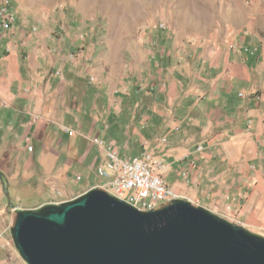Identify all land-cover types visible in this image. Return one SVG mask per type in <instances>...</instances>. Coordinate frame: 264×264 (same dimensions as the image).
Segmentation results:
<instances>
[{
	"label": "rangeland",
	"instance_id": "obj_1",
	"mask_svg": "<svg viewBox=\"0 0 264 264\" xmlns=\"http://www.w3.org/2000/svg\"><path fill=\"white\" fill-rule=\"evenodd\" d=\"M10 3L26 26V38H38V18L51 25L50 32L39 41L43 49L32 71L20 70L22 88L12 87L11 94L15 97L8 102L10 107L1 108L0 100V171L9 183L8 196L0 184V264H25L10 236L14 209L58 204L96 187L101 182L96 174L100 157L92 140H106L103 134L108 135L109 131L110 137L121 138L123 142L116 145L120 156L139 155L142 149L134 145L137 143L132 130L142 121L139 131L146 132L152 118V99L159 93V87L151 82L155 68L150 60L161 64L160 74L163 72L165 76L163 52L173 56L178 48L194 43L218 47L231 33L236 40L259 43L261 51L264 0H10ZM79 28L88 34L83 40L79 39ZM246 33L249 34L244 38ZM25 52L20 53V58L32 59L31 51ZM72 54L77 58L69 61ZM48 56L58 60L56 64L46 66ZM158 56L160 59L156 61ZM26 89L32 93L28 98H25ZM167 89H163L165 95ZM119 98L124 100L125 107L134 109L131 114L124 112ZM118 104L122 112L115 110ZM33 118L37 119L36 123ZM152 119L150 128L154 126L150 134L140 138L151 145L149 152L163 161L166 182L174 187L183 182L176 177L177 170L185 168L184 164L174 162L175 158L184 149L211 141L214 134L202 137L193 132L194 122L200 121L201 126L208 122L200 118L192 121L194 127L187 125L189 134L184 140L172 144L186 126H167L163 124L164 117ZM246 120L241 116L240 128L244 133ZM126 125L127 132L120 130ZM172 126L180 129V133H171L167 138ZM64 128L73 129L75 134L66 137ZM163 138L166 145L153 150V144ZM211 147L205 153L215 165L213 172L207 178L198 170L194 177L189 173L190 185L181 188V194L192 200L205 195L206 198L196 203L226 218V205L224 208L215 205L223 202L225 195L233 194L230 188H219L222 182L227 185L222 175L227 176L229 171L226 165H219L224 155ZM174 148L178 151H173ZM206 171L203 166L202 172Z\"/></svg>",
	"mask_w": 264,
	"mask_h": 264
},
{
	"label": "crops",
	"instance_id": "obj_2",
	"mask_svg": "<svg viewBox=\"0 0 264 264\" xmlns=\"http://www.w3.org/2000/svg\"><path fill=\"white\" fill-rule=\"evenodd\" d=\"M1 2L2 0H0ZM12 9L15 12L13 6ZM36 22L39 23L40 27L36 40L31 37L26 38L28 36L26 35V26L17 15L16 23L11 30L7 32L0 30V96H4L0 100L6 102L8 106V102L11 103L10 100L15 97L14 94H11L12 87L22 88L20 70L31 69L30 71H32L35 66L34 61L43 49V45L39 41L50 32L51 25L47 24L45 20L38 18ZM247 34L249 33L243 35L244 38ZM231 35L233 33L222 39V44L218 47L215 44L211 47L194 43L188 47L178 48L173 56H169L168 52V54L163 52L162 55L166 57L165 76H163V72L160 74L161 64L159 62L154 64L150 60L151 67L155 68L153 81L151 80V82H155V86L159 87L156 99L151 98L154 104L151 109V117L154 119L164 117L166 122H163V124L170 127L174 124L179 128L182 125L186 126L185 132L180 134L176 142L173 141L172 144L179 143L181 139L184 140L185 136L189 134L187 125L194 127L192 121L194 122L200 118L208 121L203 126L200 125V121L194 122V133H198L202 137L214 134L211 141L196 144H203L205 149L203 153L195 156L197 160L195 169L190 168L188 163L177 161L183 153L193 150L192 147H190L191 150H189L190 148L184 149V152L175 158L174 162L180 166L184 164L185 168H189L191 177L196 176L197 172L200 171L207 178L209 173L213 172L215 165L212 164V158L205 151L212 145L211 148L214 147L222 153L224 157L220 159L219 165H226L229 172L227 176L226 174L222 175L225 177L224 182L227 185L222 182L219 188H230L233 192L230 196L232 199L230 202L232 207L230 216L257 234L264 236V147L261 143V140L264 139V46L260 44L262 50L255 57L241 55L235 51H230L228 46L230 44L258 46L259 43L249 44L239 40L240 38L238 41L232 38ZM20 46H23L24 49L22 47V50ZM25 50L31 51L29 55L32 59L25 61L20 58V53H26ZM46 59H48L47 64L43 60L46 66L51 65L53 62L56 64L58 61H53V58L49 56ZM158 59H160L159 56L156 61ZM15 80L17 82H13ZM166 87L168 89L165 95L163 89H166ZM237 88H239L238 92H236ZM239 94H243V97H240ZM25 95L26 97H24L28 98L27 96L32 95V93L30 91ZM143 101L140 102L143 103ZM118 103L121 106L123 105L124 112L128 114L134 110L132 107H125L124 100L121 98H119ZM119 104L115 107L116 111H121ZM241 116L247 118L244 124L245 133L240 128ZM152 118L151 121H153ZM150 122L144 133L139 131V127H141L139 124L142 121H139L138 125H135L132 130V135L137 143L134 145L136 148L139 146L142 149L139 150L138 154L151 149V145L148 146L144 139L141 140L142 137L149 135V131L153 129L154 125L152 124L150 128ZM249 122H251L250 125ZM127 128L126 125L124 128L121 127L120 130L124 129L127 132ZM179 131L180 129L175 130L173 128L168 133L167 138L171 133H180ZM103 135L107 138L106 141L111 140L109 142L115 145L118 152V146L116 147V145H118V142L123 145L121 138L110 137V131L108 135ZM166 143L153 144V150L164 147ZM94 148L99 153L100 163L102 159L101 152L96 146ZM175 150L178 151L177 148L173 149V151ZM167 157L171 158V153ZM202 160L204 161L202 162ZM203 166L207 168L205 174L202 172ZM202 175H200V178H202ZM176 177L179 178L178 173ZM186 185L183 181L174 187H170L181 194V191L183 192L181 188L186 189ZM184 196L190 202H200L202 197L206 198L205 195H202L200 198L196 197V200H192L188 195ZM227 196L229 195H225L223 202L219 201L215 206L224 208V205H227L225 204Z\"/></svg>",
	"mask_w": 264,
	"mask_h": 264
},
{
	"label": "water",
	"instance_id": "obj_3",
	"mask_svg": "<svg viewBox=\"0 0 264 264\" xmlns=\"http://www.w3.org/2000/svg\"><path fill=\"white\" fill-rule=\"evenodd\" d=\"M0 184L8 196L1 171ZM14 213L10 236L25 264H264V236L184 199L140 212L94 187Z\"/></svg>",
	"mask_w": 264,
	"mask_h": 264
},
{
	"label": "built area",
	"instance_id": "obj_4",
	"mask_svg": "<svg viewBox=\"0 0 264 264\" xmlns=\"http://www.w3.org/2000/svg\"><path fill=\"white\" fill-rule=\"evenodd\" d=\"M16 23V14L12 9L10 0H2L0 3V30L9 31ZM164 29L165 26L161 25ZM35 31V29H33ZM79 39L83 40L87 37L82 28L78 29ZM248 35V34H247ZM230 51H235L241 55L255 57L259 54V46H247L230 44L228 46ZM75 54L69 55L68 60L74 61ZM61 75L60 72L57 73ZM91 82L94 81L92 76L89 77ZM30 92L29 89L25 90V94ZM243 97V94H239ZM6 102H2L1 108H8ZM37 119L33 118V123ZM251 122H249L250 125ZM177 130V129H176ZM63 132L66 136L72 137L75 134L73 129L64 128ZM94 146L101 152L102 159L98 164L96 174L100 179V183L96 185L108 194L125 201L127 204L137 209L140 212H147L158 210L169 202L175 199H184L190 201L184 195L177 193L174 189L169 187L166 183L165 165L163 161L153 152L144 151L135 157H123L117 152L115 145L112 142L94 138L92 140ZM160 143H166V139H161ZM264 146V141H263ZM205 146L203 144L196 145L193 150L183 153L178 159V162L188 163L190 168L196 165V155L203 153ZM178 177L182 179L185 184L190 185L189 168H182L178 170ZM80 180V177L77 178ZM230 196L225 198L226 205V218L241 226V222L230 218L232 207ZM192 202L198 206V203Z\"/></svg>",
	"mask_w": 264,
	"mask_h": 264
}]
</instances>
